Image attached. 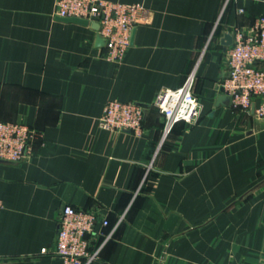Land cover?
<instances>
[{
  "label": "crops",
  "instance_id": "0c3cea01",
  "mask_svg": "<svg viewBox=\"0 0 264 264\" xmlns=\"http://www.w3.org/2000/svg\"><path fill=\"white\" fill-rule=\"evenodd\" d=\"M104 1L147 10L118 64L57 0H0V121L40 136L29 159L0 160V264H62L66 205L108 221L88 236H110L92 264H264V119L215 105L223 37L264 0ZM190 74L200 117L164 136L154 100ZM111 100L144 108L139 135L98 126Z\"/></svg>",
  "mask_w": 264,
  "mask_h": 264
},
{
  "label": "built area",
  "instance_id": "2783aa9c",
  "mask_svg": "<svg viewBox=\"0 0 264 264\" xmlns=\"http://www.w3.org/2000/svg\"><path fill=\"white\" fill-rule=\"evenodd\" d=\"M56 16L78 18L88 24L97 23L98 36L104 41L103 58L118 64L131 45L133 30L147 20V10L139 5H127L104 0H57ZM232 44L226 52V76L221 81V92L231 98V106L264 119V17L248 26H235L231 32ZM194 75L190 74L181 87L161 90L154 106L163 116V135L170 133L177 123L195 124L201 112V103L193 94ZM144 108L134 102L111 100L98 118V126L105 131L142 132ZM36 129L21 123L0 121V160L20 163L33 155L39 139ZM3 203L0 200V211ZM107 226L108 221L97 214L64 206L57 220V239L53 256L62 264H92L99 259L102 243L90 247L88 236L96 224ZM46 253V250H42Z\"/></svg>",
  "mask_w": 264,
  "mask_h": 264
},
{
  "label": "water",
  "instance_id": "95a60500",
  "mask_svg": "<svg viewBox=\"0 0 264 264\" xmlns=\"http://www.w3.org/2000/svg\"><path fill=\"white\" fill-rule=\"evenodd\" d=\"M57 19L59 21H61V22H64V23H72V24H77V25L84 26V27L90 26L95 31H98V29H99V26H98L97 23L88 24V21L87 20H83V19H78V18H60V17H58ZM222 44L225 47L231 46V44H232V36L230 34L224 35L223 40H222ZM96 45L97 46H104V41L99 36L96 39ZM215 105H216V107L221 106V105L229 107L231 105V98L229 96H226V95L225 96H219L217 98V101H216ZM253 109H254V106H252V110Z\"/></svg>",
  "mask_w": 264,
  "mask_h": 264
}]
</instances>
